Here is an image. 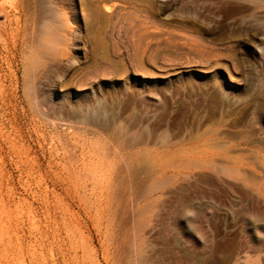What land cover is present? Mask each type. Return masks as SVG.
<instances>
[{
  "label": "rangeland",
  "instance_id": "rangeland-1",
  "mask_svg": "<svg viewBox=\"0 0 264 264\" xmlns=\"http://www.w3.org/2000/svg\"><path fill=\"white\" fill-rule=\"evenodd\" d=\"M14 1L0 264H264V8Z\"/></svg>",
  "mask_w": 264,
  "mask_h": 264
},
{
  "label": "bare ground",
  "instance_id": "bare-ground-1",
  "mask_svg": "<svg viewBox=\"0 0 264 264\" xmlns=\"http://www.w3.org/2000/svg\"><path fill=\"white\" fill-rule=\"evenodd\" d=\"M242 1H245V3L247 2V3L256 4L258 8H264V0H242ZM15 3L17 2H15L14 0H0V16L5 18L4 22L0 23V38L3 41L2 49L7 54L6 61L8 63L11 62L10 54L12 53L10 40L12 41V39H15L16 41H18L22 34V28L20 26V18H19L21 15V11L19 9V6L15 5ZM245 5L248 10H251V7H249L248 4ZM85 7H86L85 9L88 12H90L92 16H94L95 18L100 17L99 7L94 0L88 1ZM57 29L59 30L60 27L54 23L47 24L46 26L47 33L54 34L55 30ZM251 264H257V261L253 259Z\"/></svg>",
  "mask_w": 264,
  "mask_h": 264
}]
</instances>
